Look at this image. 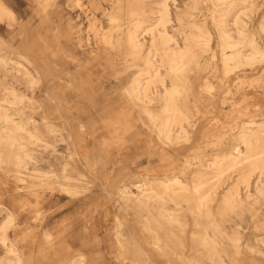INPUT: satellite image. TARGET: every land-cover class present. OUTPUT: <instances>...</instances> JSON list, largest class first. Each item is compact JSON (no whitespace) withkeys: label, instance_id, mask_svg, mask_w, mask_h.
<instances>
[{"label":"rangeland","instance_id":"rangeland-1","mask_svg":"<svg viewBox=\"0 0 264 264\" xmlns=\"http://www.w3.org/2000/svg\"><path fill=\"white\" fill-rule=\"evenodd\" d=\"M158 1L0 0V57L8 59L0 65V98L5 88L15 90L21 101L7 98L30 129L42 133V119L53 126L43 141L29 145L33 160L24 174L15 170L14 152L0 145V224L7 210L14 214L6 234L22 264H77L82 257L81 264H264V128L249 151L239 140L240 132L264 122V54L250 65L225 64L217 32L225 5H233L225 18L231 26L232 14L250 3L252 12L241 15V23L264 53V0H169L167 31L197 63L187 62L183 75L174 76L158 55L164 86H151L152 102L143 112L126 91L145 69L149 36L140 55L126 36L135 24L155 21L149 12ZM191 22L207 33L208 48L188 41L197 33L188 28ZM18 59L38 73L36 85L17 68ZM173 86L182 89L176 99L189 119L168 139L159 134L166 116L161 94ZM257 162L258 170L252 167ZM33 170L41 175L28 174ZM245 173L247 190L239 181ZM63 174L69 190L58 182ZM174 174L183 187L198 179L201 196L211 197L208 205L193 211L189 189H176L173 202L165 198L163 204L119 195L124 187L137 195L150 187L160 191L158 179ZM236 184L238 202L226 206L222 196ZM161 208L177 215L179 226L161 219ZM144 218L161 240L159 250L150 245ZM204 232L216 240L222 263L198 250ZM9 258L0 243V264Z\"/></svg>","mask_w":264,"mask_h":264},{"label":"bare ground","instance_id":"bare-ground-1","mask_svg":"<svg viewBox=\"0 0 264 264\" xmlns=\"http://www.w3.org/2000/svg\"><path fill=\"white\" fill-rule=\"evenodd\" d=\"M168 1L169 0L158 1L157 6L153 10V12H149V14H156V17H155L156 19L154 22L149 23L148 25H145V26H142L141 24L137 23L133 26V29L128 31L127 36H126L127 43L129 44L133 53L136 55H140L141 51L145 48L146 40L144 38V35L147 34L149 36L150 46L148 50L146 51V54L142 57L143 59L142 61L144 62L145 69L141 70L137 74V76L133 79V81L131 82V84L129 85L126 91L130 100L132 102L137 103V105L141 108L143 112L148 111L149 105L152 102L151 95L153 94H152V91L150 90L151 86L154 85L156 82H160L161 86H164L163 81L160 80V75L158 73L159 67L156 64L157 63L156 57L158 55H164L166 57L167 65H168L167 66L168 73L174 76L183 75L185 71V64L187 62H193V63L195 62V64L197 63V61L195 60V57L192 56V54H190V52L187 51V48L182 49L178 47L177 40L172 35H170L169 32L167 31L166 26L170 21ZM216 1L225 5V3H227L228 0H216ZM238 1H243V0H238ZM192 6L195 7L194 2ZM194 7H191V8H194ZM232 7H233L232 4H229L228 6L225 5V8H223V10L221 11V15L219 19H217V29H218L217 32H218V36L220 38V43H221L220 46L222 49L221 51L222 60H223V63L228 64L230 62L236 67L242 64L250 65V63H255L256 61L259 60L258 55L264 54L261 52L260 49L256 47L255 41L253 39L254 36H251L250 35L251 33L250 34L248 33V31L245 28L246 25L244 26L241 23V18H240L241 15H245V14L247 15L248 14L247 12H250L252 10L251 8H253V5L249 3L248 5L249 8L247 7V9L245 8V10L240 9V10L235 11L231 16L232 21H231V26H230L225 22L226 21L225 18H227L231 14ZM190 14H189V17L192 15ZM261 25H264V23H262ZM188 28L191 31L196 30L197 32L196 34H191L189 36L188 41L191 42L192 44H195L198 46L200 45V46L208 48L207 33L204 30L197 27L195 22L189 23ZM262 29H264V27H262ZM171 44L174 45V47H172ZM226 48L230 50L229 53H226L225 51ZM20 59L21 60L23 59V62H25L26 64H30L26 58H23L22 56H20ZM20 59H18V61L15 62L17 68L22 70L26 75L29 76L30 83H32L33 85H36L40 79L38 73L34 71V74H31L29 72V69L24 65V63ZM7 63H8L7 58L0 57V65L5 67ZM181 90L182 89L179 88L178 86H173L172 88H169V89H167L166 87H163V93L161 94V96L164 101V111L166 112V116H165L164 121L160 125L161 128L159 130V134L161 135V133H163L164 135H166L167 138L170 134L171 129L174 126H177V128L179 129L178 131L180 132L184 128V123L188 122L187 120L189 119L186 113L182 111L181 107L177 103L176 97L181 93ZM8 96L20 97V101L22 98V96H19L15 90L8 89V88L4 89L3 96L0 98V145L14 152L15 170L17 171L18 174L20 173L24 174L26 173V171H24L25 168L23 167L25 166L26 162L29 161L30 159L33 160V153L31 149L29 148V145H34L38 142L43 141L41 136L45 134L44 135L45 137L48 132H51L53 130V126L50 125L44 119H42L41 126L42 127L44 126V131H42V133L39 128L35 130L30 129L27 123H25V121L21 119L22 118L21 114L19 112H15L14 105L16 102L8 99L7 98ZM30 103L36 110L41 108L40 104L35 100H31ZM251 124H254V122H251ZM260 128L261 129L264 128V122L258 124L257 128H251V129L248 128L246 131L240 132L239 134L240 143L246 147L247 151H249V147H251L253 143L258 141L259 132H262V130L261 131L259 130ZM233 150L238 151V146L237 145L233 146ZM71 155L73 157L76 156L73 150L71 151ZM225 157H228V155ZM246 157L247 155L245 156V158ZM246 159H249V158H246ZM0 161H1V153H0ZM259 163L260 162L253 163L252 167L254 169L257 168L259 166ZM212 166H213L212 169L214 173H218L220 167H216L215 164H213ZM256 170H258V168ZM28 174L34 177L41 175L40 173L37 172V170H33L31 173H28ZM249 175L250 174L248 175L246 174L242 176L241 180H239L245 184L246 190L248 188ZM62 178L64 180L62 181L60 180L58 182L63 187V189L69 190L71 186L68 183V181H66L68 180L69 177L66 174H63ZM158 181L160 182V184H158L160 191H156L150 187V188H146L144 192L141 190L142 193L141 194L138 193L139 195H137L133 191L124 187L119 190V195L133 199L139 204L148 205L150 204L149 202L151 200H155L163 204L165 198H168L172 201L173 199L172 196L174 195V191L176 189H180V190L189 189L191 191V194H189L190 196L189 195L188 196H189V199L193 201V206L191 207V209L193 211H198V212L202 207H206L211 199V197L208 196L209 194H207V197L201 196L202 183L198 179L194 181L193 185L190 186V188L186 186L183 187L184 183H182L177 177V175L175 174L172 175L171 177L159 178ZM145 186H146V183H145ZM137 188L139 189V187ZM74 189L75 187H73V190ZM238 190L239 189H238L237 184L234 185L231 189L226 191V193L222 196V202L226 206H233L235 203L238 202L237 201L238 195H239ZM212 194L214 195L215 192ZM239 201L241 202V200ZM160 217L165 222H168L171 224L175 223L178 225V223L181 222L178 220L177 215H175L173 212L165 208H161ZM14 220H15L14 214L11 211L7 210V215H6L5 220L2 224H0V243L2 246L5 247L6 253L11 255V258H9V262L6 264H22V260H21L19 252L17 251L13 243L9 242V238L6 234V230L8 229V227H10L13 224ZM143 225H144L145 231L149 233L150 245L154 249L159 250L161 240L159 239L156 232L154 231L155 232L154 233L152 228L149 226V220L147 218L143 219ZM202 229L203 231L206 230L205 228H202ZM180 230H179V233H180ZM171 233H173V231ZM46 237L49 238V235H46ZM197 245L199 246V249H198L199 251H205L206 254L209 255L208 256L209 261L214 262L216 260V257L218 258L217 259L218 262L222 261L218 255L219 252L216 247V240L208 237L205 234V232L204 234L199 235L197 237ZM84 260L85 258L82 257V260H79V261L77 260L79 262L77 264L83 263Z\"/></svg>","mask_w":264,"mask_h":264},{"label":"crops","instance_id":"crops-1","mask_svg":"<svg viewBox=\"0 0 264 264\" xmlns=\"http://www.w3.org/2000/svg\"><path fill=\"white\" fill-rule=\"evenodd\" d=\"M82 256H80V258H81Z\"/></svg>","mask_w":264,"mask_h":264}]
</instances>
